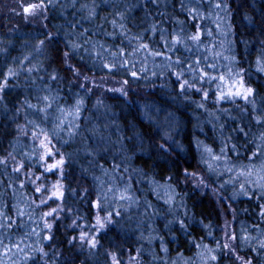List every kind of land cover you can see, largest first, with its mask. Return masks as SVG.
<instances>
[{
    "label": "clouds",
    "instance_id": "clouds-1",
    "mask_svg": "<svg viewBox=\"0 0 264 264\" xmlns=\"http://www.w3.org/2000/svg\"><path fill=\"white\" fill-rule=\"evenodd\" d=\"M0 264H264V0H0Z\"/></svg>",
    "mask_w": 264,
    "mask_h": 264
}]
</instances>
